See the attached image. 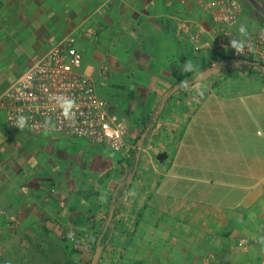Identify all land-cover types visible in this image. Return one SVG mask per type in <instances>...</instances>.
Instances as JSON below:
<instances>
[{
  "label": "crops",
  "instance_id": "obj_1",
  "mask_svg": "<svg viewBox=\"0 0 264 264\" xmlns=\"http://www.w3.org/2000/svg\"><path fill=\"white\" fill-rule=\"evenodd\" d=\"M252 1L261 11L239 0L242 13L231 27L237 37L241 23L250 35H264V0ZM213 14L203 0L0 2V93L70 35L82 71L126 91L118 106L126 114L119 111V118L139 121L143 115L126 139L141 141L133 163L110 165L97 194L74 199L68 187L64 197L52 194L53 171L59 169L66 183L71 158L58 159L62 154L54 156L47 143L76 140L106 148L26 133L21 141L0 114V219L15 226L14 235L3 233L1 264H53L62 245L66 264H89L95 236L106 229L97 264H263L256 239L264 221V73L223 62L227 51L194 50L190 34L199 31V43L208 41ZM187 60L202 70L220 67L203 80V97L179 89L191 77L181 71ZM254 60L264 64V47ZM253 127L263 130L261 139L252 137ZM162 152L167 158L158 162ZM63 237L76 245L64 244ZM5 246L18 249L20 259H7ZM26 251L36 259L22 258Z\"/></svg>",
  "mask_w": 264,
  "mask_h": 264
},
{
  "label": "built area",
  "instance_id": "obj_2",
  "mask_svg": "<svg viewBox=\"0 0 264 264\" xmlns=\"http://www.w3.org/2000/svg\"><path fill=\"white\" fill-rule=\"evenodd\" d=\"M203 4L206 10L214 13L216 27L210 32L208 41L199 43V31L190 34V41L196 52L211 47L224 52L232 38L227 34L234 35L231 27L239 19L242 6L239 0H203ZM250 38L253 44L251 52L237 55L228 47L227 57L237 61H255L264 47V35L253 34ZM81 67L82 56L70 35L46 50L0 93V114L5 126L32 136L81 139L92 146L106 148L124 162L134 160L135 155L142 151L141 144L126 140L128 130L125 122L97 94L94 80ZM65 101L73 102L69 116L75 114L74 119L63 116L60 105ZM18 115L27 118V126L23 129L14 126ZM239 245L245 249V240H241ZM210 258L208 255L205 261L209 262Z\"/></svg>",
  "mask_w": 264,
  "mask_h": 264
},
{
  "label": "rangeland",
  "instance_id": "obj_3",
  "mask_svg": "<svg viewBox=\"0 0 264 264\" xmlns=\"http://www.w3.org/2000/svg\"><path fill=\"white\" fill-rule=\"evenodd\" d=\"M227 58L228 57L224 56L223 62H226ZM93 80L95 83L97 94L110 104L111 110L114 111L118 116H121L119 114V111L121 112V114H126L125 110H123L121 107L118 108V106H121V104L124 103V100L122 98L124 97V95H127L126 91L123 92L120 90L110 89L108 85L110 83V80H107L106 77L102 75L93 78ZM118 80H120L124 84L125 89H128L129 86L128 84H126L127 79H125L124 77H119ZM186 93L187 91H185V95L188 94ZM129 95H131V93H128V96ZM141 116H139V121H136L137 117L131 119L129 118L128 122L123 120L128 130L129 139H131V137L134 135L131 132L132 126H138L140 125L139 122H142V120H140ZM141 126H143V124ZM11 134L21 141L26 140L27 137L25 136V134L20 132L11 131ZM262 134H263V130L260 127H253L252 129L253 138L261 139ZM47 145H50V149L54 156L58 155L59 153L62 154V155H58V159L65 154H68L71 158L68 159V161H66V165H67L66 171L68 176L66 183L61 182L60 179L57 177L58 176L57 173L60 171L59 169L58 171L57 170L53 171L52 194L59 198H61L63 196L62 194H64L62 192L64 187H68L72 189V191L69 192L68 194L72 195L74 199H76L77 197L84 199L91 198V196L98 193V190L100 189L103 181L109 180L112 173L108 171L110 165L118 166L119 164L124 162L119 157L117 158L115 154H113L109 150L106 149L96 150L94 147L88 146L81 141L57 140V141H50L47 143ZM54 159H57V157H55ZM125 163L132 164L133 161L130 160V161H126ZM104 164H107V166L104 167ZM95 168H99L98 170L101 171L105 170V172L102 173L100 171L97 173L95 171L94 172L90 171V169L95 170ZM262 229L264 230V221L262 223V227L260 230ZM12 232L14 235L15 233L14 221L0 219V264L2 261L1 253L3 252V236H5L3 233L8 235V233H12ZM87 239L89 241V237H87ZM63 242L64 244L69 245V247L76 245L75 239L73 240V238L71 239L68 237H63ZM91 242L85 241L84 247L85 248L88 247V245H90ZM61 249L62 251L60 254L59 253H57L58 255L55 254L56 256L53 259L54 262L53 264H66L65 254L63 252V245ZM19 254L21 255L22 253H19V250L16 248H14L13 250L12 247H10V251H9L7 246L4 247V255L7 259L11 261L14 255L16 259L17 258L20 259ZM21 257L22 258L25 257L24 259L26 260L36 259L34 255H31V253L27 251Z\"/></svg>",
  "mask_w": 264,
  "mask_h": 264
},
{
  "label": "clouds",
  "instance_id": "obj_4",
  "mask_svg": "<svg viewBox=\"0 0 264 264\" xmlns=\"http://www.w3.org/2000/svg\"><path fill=\"white\" fill-rule=\"evenodd\" d=\"M238 33L239 36H235L232 34L230 35L232 38L229 41V45L225 46V50L227 51L228 47L235 50V53L237 55H243L245 52H251L253 50V44L251 43L250 33L248 30L247 25L241 23L238 26ZM181 71L183 73H190L191 77H186L185 79L181 80L179 82V89L182 91H189L194 95V98L196 96L203 97L205 94V88L203 85V79H198L202 76L203 70L193 61L187 60L183 67L181 68ZM194 80L195 82L192 84H189V80ZM62 109V114L66 119H74V115L72 117L69 116L70 111L73 107L72 101H65L60 105ZM15 127H18L19 129H23L27 126V118L23 115H18L15 120ZM257 244L260 245V251L264 252V235H260L256 239Z\"/></svg>",
  "mask_w": 264,
  "mask_h": 264
},
{
  "label": "water",
  "instance_id": "obj_5",
  "mask_svg": "<svg viewBox=\"0 0 264 264\" xmlns=\"http://www.w3.org/2000/svg\"><path fill=\"white\" fill-rule=\"evenodd\" d=\"M259 11H261V9L254 4V2L252 0H249ZM262 13L264 14V11H262ZM233 64H236V65H239V66H249V67H253V66H256V63L254 61H251V60H246V59H243V60H239V61H234ZM262 70L264 71V67H262ZM203 74L201 77H199L198 79H207L209 78L210 76L212 75H215L217 74L219 71H220V67H216V68H210V69H205L203 70ZM264 73V72H263ZM195 81L194 80H191L189 82V84H192L194 83ZM176 91V87H174V90L173 92ZM167 158V154L162 152V153H159L156 157V160L158 162H163L165 159ZM112 215H113V209L110 210L109 212V215H108V220H107V223H106V226L109 224V222L111 221V218H112ZM101 251H102V248L100 247H96L93 254H92V257H91V260H90V263L89 264H97L98 261H99V258H100V254H101Z\"/></svg>",
  "mask_w": 264,
  "mask_h": 264
},
{
  "label": "trees",
  "instance_id": "obj_6",
  "mask_svg": "<svg viewBox=\"0 0 264 264\" xmlns=\"http://www.w3.org/2000/svg\"><path fill=\"white\" fill-rule=\"evenodd\" d=\"M234 61H237V60H235V59H232V58H227L226 59V62H227V64H233V62ZM255 63H256V66L262 71V72H264L263 70H262V67H264V64H262V63H260V62H257V61H254ZM151 127H147L146 129H150ZM145 129V130H146ZM145 130H144V132H143V134L142 135H146L147 133L145 132ZM141 141H140V138L138 139V143H140ZM107 229L106 230H104L99 236H95V239H94V242H93V252H94V250H95V248L96 247H100V248H103L104 247V245H105V242H106V240L108 239V233H107Z\"/></svg>",
  "mask_w": 264,
  "mask_h": 264
}]
</instances>
